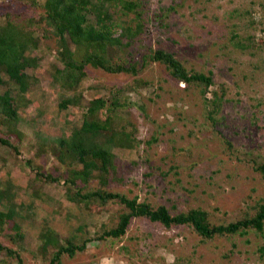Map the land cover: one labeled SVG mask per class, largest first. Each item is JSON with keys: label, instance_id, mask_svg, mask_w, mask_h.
<instances>
[{"label": "rangeland", "instance_id": "obj_1", "mask_svg": "<svg viewBox=\"0 0 264 264\" xmlns=\"http://www.w3.org/2000/svg\"><path fill=\"white\" fill-rule=\"evenodd\" d=\"M37 1L41 4L45 0ZM139 1L151 17L141 50L162 48L174 52L195 70L212 71L217 86H226L229 102L225 103L221 115L224 119L216 128L215 137L212 128L202 125L197 99L178 89L163 66L151 65L138 77L146 83L122 93L129 106L115 109L116 114L112 115V127L129 134L136 143L131 148L112 150L115 171H110L109 176L119 177L123 183L109 181L107 188L155 207L165 206L172 214L202 209L213 225L251 218L254 204H264L263 182L241 160L232 157L224 140L240 156L251 153L264 157V13L263 19H257L259 22L252 26L245 21L240 23L238 33L245 36L244 31H248L256 43H252L254 47L244 46L243 51H233L229 45L227 26L236 21L230 19L233 10L249 7L259 12L258 4H264V0ZM4 11L0 7V25L4 23ZM39 12L23 7L13 11L22 19L37 18ZM185 28L191 32L189 39L184 35ZM39 56L38 68L27 71L33 83L18 111L16 128L22 134L19 152L0 147L1 185L12 186L16 206L33 202L36 208L33 213L24 210L23 218L16 219L25 236L17 252L26 264H43L36 249L38 235L45 226L55 230L65 243L79 226L84 227L82 235L76 232L80 237L96 235L101 225L110 228L122 211L121 206L110 204L101 214H89L65 199L61 183H47L45 176L50 173L63 178L64 164L52 151L55 141L81 127L88 103L94 97H105L107 90L123 87L126 78L88 69L80 102L60 110V99L70 95L52 84L50 74L60 65L50 54ZM3 79L7 81L5 76ZM6 89L1 87L0 94ZM3 119L0 115V131L6 129ZM33 192L41 194L42 199L33 200ZM146 236L150 241L154 237V252L141 248ZM3 244L13 247L8 240ZM116 244L128 251L123 249L132 263L121 252H108L92 242L83 254L72 260L65 258L63 264H264L259 251L264 237L253 230L202 243L188 228L166 230L138 219ZM5 257L0 253V264Z\"/></svg>", "mask_w": 264, "mask_h": 264}, {"label": "trees", "instance_id": "obj_2", "mask_svg": "<svg viewBox=\"0 0 264 264\" xmlns=\"http://www.w3.org/2000/svg\"><path fill=\"white\" fill-rule=\"evenodd\" d=\"M258 5L261 8L259 12L247 7L230 13V19L236 20L231 26H227L228 41L233 51H243L244 46L256 45L254 37L248 31H244V36L238 33V28L243 21L252 26L259 22L257 19H263L264 4L259 2ZM0 7L6 10L3 13L4 23L0 25V88H7L0 94V115L4 117L2 124L6 126L4 131H0V147L16 154L19 152L22 134L16 128L20 119L18 111L21 100L26 99L25 95L33 83L32 76L27 71L38 68L41 61L39 54H50L60 65V68H55L50 74L54 86L70 93L69 97L60 99V110H67L80 102L81 91L88 79V69L94 73L126 78L123 87L107 90L105 97H94L88 103L81 127L73 130L68 137L55 141L52 151L64 164L63 178L50 173L45 176L47 183H61L65 199L89 214H101L110 204L121 206L122 211L110 228L101 225L96 235L80 237L84 227L79 226L65 243L61 242L55 230L45 226L38 235L36 249L37 257L43 258V264H63L65 258L72 260L83 254L92 242L102 245L108 252H121L126 261L132 263L133 260L124 251L126 249L116 247V243L122 241L129 227L138 219L157 224L166 230L188 228L202 243L215 237L243 235L248 230L264 237L262 201L254 204L255 214L251 218L213 225L209 222L208 213L202 209L172 214L165 206L155 207L149 202L139 201L136 197L130 198L107 188L109 181L123 183L119 177L109 176L110 171H115L112 150L115 147L131 148L136 143L129 134L112 127V115L116 114V110L129 106L123 101L122 93L146 83L138 77L151 65L163 66L178 89L197 99L202 125L207 124L212 128L215 137L216 128L224 119L221 115L225 103L229 102L226 86H217L212 71L195 70L174 52L162 48L151 46L141 50L143 36L149 31L151 18L142 1L45 0L40 4L37 0H0ZM22 7L41 12L37 18L22 19L21 14L13 13L16 8ZM184 35L189 39L191 32L185 28ZM219 41L218 38L215 45ZM256 50L257 48L252 51V55H256ZM3 76L7 77V81ZM216 86L217 88L212 89ZM100 88L99 86L98 89ZM12 90L16 91L15 95L11 94ZM180 100L186 103L182 97H179ZM140 109L144 110L143 107ZM224 143L232 157L241 160L264 185V157L253 156L251 153L241 154V157L229 141L225 139ZM39 149L44 152L43 147ZM38 177L41 175L38 174ZM1 186L0 183V208L4 207L5 210H0V253L6 256L1 264H26L17 252L25 236L16 219L23 218L21 213L24 210L33 213L36 208L32 206L33 202L28 206H16L12 186ZM31 197L33 200L42 199L37 192H33ZM3 202L6 204L2 205ZM151 239L150 241L147 236L142 238L141 248L147 252H154L155 239ZM6 240L13 244L12 248L4 246L3 242ZM139 245L138 240V248ZM259 251L264 257V245Z\"/></svg>", "mask_w": 264, "mask_h": 264}]
</instances>
